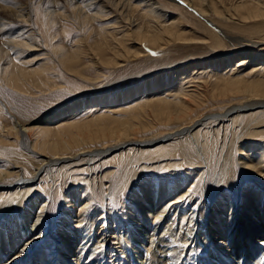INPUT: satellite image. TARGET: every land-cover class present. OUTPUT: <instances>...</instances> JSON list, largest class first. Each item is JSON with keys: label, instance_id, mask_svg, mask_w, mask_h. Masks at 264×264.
Returning a JSON list of instances; mask_svg holds the SVG:
<instances>
[{"label": "bare ground", "instance_id": "6f19581e", "mask_svg": "<svg viewBox=\"0 0 264 264\" xmlns=\"http://www.w3.org/2000/svg\"><path fill=\"white\" fill-rule=\"evenodd\" d=\"M170 1L188 7L205 20L212 34L211 41L216 47H222L224 43L221 35L229 38L221 31L216 32L219 30L216 25L218 21L243 34L253 31L258 35L254 37L257 40L251 39L253 36L250 39L236 36L231 39L241 49L249 50L245 53L246 56L254 57L251 68L256 70L249 71L246 76L229 74L233 58L228 56L219 54L200 62L210 72H219L214 80L219 90L216 88L210 92L212 98L242 96L247 99L244 101L246 105H234L224 109V112L218 111L200 119L199 114L204 108L202 94L208 91V87L207 82L193 81L192 76L189 81H179L181 92L176 95L170 92L172 96L169 100L157 99L162 94L153 95L167 87L164 79H159L160 84H152L146 89L149 92L147 95L156 99H139L137 95L141 94L143 97V92H146L139 87L134 92L132 101L126 102L122 98L121 104L126 105L121 109L112 108L113 101L118 99L113 98V101L105 104L109 105L112 114L100 116L96 118L100 120L94 122L96 126H102L103 133L100 137L107 139V144L92 152L97 154L100 151L99 155L114 153L113 164L123 171L120 172L122 183L115 187L118 194L124 192L122 185L130 184L132 187L136 182L138 192L130 196L133 200L130 206L123 203L124 212L120 216L126 218L118 220V215L115 216L112 210L103 208L101 211L94 208V202L98 200L93 188L84 185L80 194H74L79 188L75 187L74 197L66 203L67 207L63 210L66 215L61 220L63 225L57 231V236L46 230V208L50 203L51 188L48 186V194L44 192L45 196H39L42 191H38L37 185L41 176L45 175V179L54 183L52 192L55 191L53 189H58L54 187L55 177H51L53 170L58 171L59 175L64 174L63 180L70 176L73 184L78 180L83 181L76 176L80 167L75 163L80 156H85L90 151L74 149L83 143L95 142L92 136L85 138L84 133L88 129H95L93 133H96L97 127L90 129L74 123L54 128L44 127L37 132V140L31 139L28 129L18 123L15 129L20 132L24 141L25 165L17 162L0 167V209L3 212V224L0 225V264H191V257L187 256L189 251L199 253L198 264H251L255 259L264 263V215H260L259 210L264 204V129L259 130L264 126V115L261 122H254L255 115H251L253 113L244 115V112L251 110L264 111V36L261 37L263 30L260 31L264 27V0H239V3L237 0H227L230 4L223 12L217 8V4L224 6L226 0ZM160 5L156 0H0V55L3 53L2 55L7 56L6 59L5 56L0 57V72L4 80L14 83L23 80L33 84L36 79L42 84L50 79L46 75L48 71H52L50 64H42L35 69L29 67L46 61L49 54L70 74L82 76L80 68L84 66L82 63L86 54L91 57V62L104 68H119L128 60L144 58L148 52L152 51V54L158 56L176 43L191 42V39H186L188 34L182 30L179 20H172L174 17L171 14L172 18L163 13ZM142 8L145 12L139 14ZM37 14L46 18V26L50 28L64 21H78L80 25L82 22L90 24L92 30L87 36L83 35L70 50L54 45L47 51L39 31L33 27ZM137 14L139 16L135 17ZM168 17L171 22L168 25L162 24ZM102 22H105V27L94 28L95 24ZM24 54H27L28 60L22 58ZM222 66L224 67L220 70ZM229 69L228 75L225 74L228 77L223 78L222 71ZM247 76L257 77V80L249 81ZM173 83L174 80L171 84ZM191 84L193 85L190 86ZM166 91L168 89L163 94ZM113 115H126V118ZM147 115H153L161 123L160 126L177 124V129H166L162 136L155 139L140 138L141 136L132 134L142 125ZM210 119L218 124L219 132L222 128L228 132L231 129V133H225V142L220 151V134L215 136L211 130L203 128L206 127L204 122ZM258 124L262 125L255 126ZM180 136H185L183 142L168 144L176 137L181 138ZM249 139L252 141H248ZM157 144L162 145L156 147ZM191 156L197 158L200 164L190 162L186 167L175 160L181 157L188 161ZM162 159L164 160L161 161ZM164 162L165 165L158 166V170L149 166ZM203 169L212 171L211 178L208 179L211 187L208 189L206 186L205 193L201 194L208 217L207 213H203V217L201 209L196 206V209L185 207L188 199L194 198L192 192L197 189V185L199 187L200 178L205 172ZM128 170L132 171L130 183L125 176L128 175ZM165 170L168 172L165 173ZM157 171L163 172L158 181L156 177L146 176ZM110 174L105 178L108 179ZM247 175L261 184L253 182L260 187L258 190L262 195L259 197L257 190L252 189L255 186H252L249 187V192L241 194L242 199L244 198L242 201L238 197L237 191L242 189L238 184L240 178L245 179ZM104 190L107 191L108 188ZM27 199H32L30 204H25ZM175 212H181V215L179 229L173 230L171 228L175 223L170 221ZM166 233L175 240L174 243H171L173 241L170 238L165 240ZM45 238H48L47 244L38 251ZM177 243H182L183 246L173 247Z\"/></svg>", "mask_w": 264, "mask_h": 264}, {"label": "rangeland", "instance_id": "374dc122", "mask_svg": "<svg viewBox=\"0 0 264 264\" xmlns=\"http://www.w3.org/2000/svg\"><path fill=\"white\" fill-rule=\"evenodd\" d=\"M238 1L239 0H237V3H239ZM156 2H158L159 5L161 4L160 7L162 8L163 13L164 12L167 13L168 14L167 16H169L170 18L174 17L172 18V20H175V21L179 20L180 24L182 25V30L184 29L183 31L187 32L188 34L186 36V39H189V40L191 39L190 40L191 42L187 44L176 43L175 45L170 46L169 49H167L165 52H163L161 55H158V56L155 54H152L153 53L152 51L148 52L146 54L147 56L145 55L144 58H140L137 60L135 59L128 60V62L124 63L122 67H119V68L118 67L104 68V66L100 64L91 62V57L88 54H86L83 59V63H82L84 66L80 68L82 76H76V75L70 74V72L65 70L64 66L60 62H58V60H56L54 57L51 56L52 54H49L50 56L46 57L47 58L46 61L44 60V61L34 63L29 67V69L30 68L35 69L42 64H48V63L50 64L49 67L52 68V71H48L46 73V75L50 77V79L48 80V82L42 83V84L38 82V80L36 79L33 81V84L25 83L23 80L19 81L18 83H14V82H11L10 80H7L6 78H5L6 80H4V76L0 72V150H1L0 151V167L1 165H7V164L9 165L10 163H17V162L21 163V165H25L24 156H23V154H25L24 141L20 135V132L17 131L18 132L17 134L16 129H15L18 123L22 127H25L28 129L29 131L28 135L31 137V139H37L36 138L37 132L40 129H43L44 127L54 128L57 126H64V124L66 123H72V124L74 123L76 126L79 125L80 127H86V128L89 127L90 129H94L97 127L96 133H93L95 129L85 130V133H84L85 138H90L92 136V139L95 142H90L86 144L83 143L81 146L76 147L74 149L76 151L81 150V149H88L91 152V153L89 152L85 156H82V157L80 156L78 160L80 163H78V161L77 163H75V164H78V166L80 167L79 168L80 172L76 174V176H78L79 179L83 181L78 180L76 184H73L70 176L66 177V180H63L64 174H62L61 172L62 175H59L60 173H57L58 171L53 170L52 171L53 173H51V177L52 178L55 177L56 183L54 187H57L58 189H53L55 191L52 192V187L54 183L51 182L52 180L48 178L45 179L46 178L45 175L41 176L42 179H40L37 185L38 191H42L40 192V194L38 193L39 196L40 195L45 196L46 194H48V190H49L48 186L51 188L50 194H49V196L51 195L49 198L50 203L48 205V208H46L48 209L46 230L48 229L47 231L53 232L51 233L53 236L54 235L57 236V231L62 228L61 225L63 224L61 220L63 219L64 215H66L63 213V210L67 207L66 203L69 200H72V198L74 197V194H80L82 192L83 190L82 186L89 185L91 188H93L96 198L99 202V203L94 202L95 209L101 210V211L103 208L112 210L115 216L118 215V218H119L118 220H123V218H126V217L120 216L124 212L123 210L124 207L122 206L123 203H127L130 206L133 201L131 199L132 195L136 191L138 192V187H136L138 185L136 184L137 183L136 181L138 180H136L135 181L136 186L135 184L132 187L129 186L130 184L122 185L121 187L122 189H124V192H122L121 194H118V191H115L116 190L115 187L119 185V183H122L120 180L121 178L120 172L122 170L120 167H116L113 164V160H114L113 154L114 153L109 154V155H99L100 153L99 151L97 155L96 152H92V151H95L94 149L96 148L99 149L103 145L107 144L108 140L107 139L105 140V138L100 137L101 133H103L102 126H96L94 122L99 121L100 119H96V118L100 116H109V114H112V111L109 110L108 108L109 105L106 106L105 104H109L110 101H113V98H118V99L113 101V105H111L112 108L121 109L126 105V104H121L122 98H125L126 102L132 101L134 97L133 94L138 89V87L141 90H144L147 92L146 89L150 87V85L152 84L158 85L160 84V82L158 81L164 79L165 85H167V87L165 89L163 88V91L156 92L153 95L162 94L160 96H157V99H168L169 100L171 99L172 95H176L177 93L181 92L179 88V83L189 81L191 78H193V81L195 80L196 82H200V81L207 82V87H208V91L205 92V94H202L205 98L204 97L202 98L204 100V108H203V111L199 114L200 119L201 118L205 119L208 115L215 113V112L217 113L218 111L222 112L223 110L224 112V109L227 110L231 106H234V105H241V106L246 105L244 101H246L247 99L246 98L244 99V97L242 96H235V97L231 96L229 98H219V99L212 98L210 92L214 91L216 88H217V91L219 90L218 86L216 85L214 81L215 78L218 77L216 75L219 72L217 71L210 72L209 70H207L205 66L204 67L201 66L200 62L205 61L208 58L210 59V58L216 57L219 54L220 56H224V57L228 56L230 58H233V60L230 61L232 65V71H231L232 73L230 72V69H229V71H222L221 76H223V78H226L228 76H225V74L228 75L229 72H230L229 74L230 75L232 74V76H236L238 74L240 75L244 74L246 76L249 71L256 70L255 68H251V66L253 67L254 57L251 58V56H246L245 53H247V51L249 50L241 49L240 46H238L237 43L233 42L231 39L232 37H235V36L241 37L244 39H250L251 36H253L251 39L257 40L255 38L258 35L252 33L253 31H251V33L243 34L242 32H239L238 30L222 25L223 23H221L220 21L217 22V19H214L215 22H217L216 24L217 27L219 28V30L216 31L215 29V31L217 33H220L221 31L230 38L229 39L221 35V38L224 41V43H222V47H218V45L216 47V44H214L211 41L212 34L209 28L207 27L208 23L206 24V21L203 18L196 15L194 11H192L191 9H189L188 7L180 3L171 2L170 0H156ZM229 4L230 2L226 0L224 6L221 4H217V8L223 12L224 8H226L227 10V8L229 7ZM143 11L145 12V9L142 8L140 9L138 13L139 14L144 13ZM139 14L135 15V17H138ZM170 14L172 15V17ZM169 17L168 19H165L162 22V24L168 25L171 22ZM176 17H178L179 19L178 18L176 19ZM34 20L35 22H34L33 27H35L37 31H39L41 35L40 36L41 41L43 42V45L45 47L44 49L47 51L51 48L50 46H54V45L59 46V47L61 46L62 48H66L70 50V48L79 39H81L83 35L87 36L91 32L90 30H92V28L90 27L91 26L90 24H86L82 22V24L83 23L84 24L80 25L78 21H64L50 28V26H46V18L39 17V14H37L34 17ZM103 23L105 22L95 24L94 28H96L97 26H99L98 28H101L102 26L105 27ZM110 24H112V22H110ZM209 27L211 26L209 25ZM233 27L239 28L237 26H233ZM262 30L263 32L261 34V37L264 36V27L260 31ZM53 36H55V38ZM90 41L92 43V39H90ZM38 45L43 47L40 43ZM41 47L40 49H42ZM42 53L44 54L45 51ZM2 54L0 55V57L5 56V59H6L7 56L2 55ZM32 54L33 53H31V55ZM26 55L27 54H24L22 58L25 60H28L29 58ZM251 62H252V65H251ZM223 67L224 66L220 67V70H222ZM183 68L185 69L183 70ZM184 76L185 78H182ZM190 76L192 77L190 78ZM247 79L249 81H252L253 79L257 80V77L251 78L247 76ZM173 80L175 81V83L171 84ZM193 84H191L190 86H192ZM166 89H168V91H166L167 93L163 94L164 90ZM185 90L189 91L188 89H185ZM146 92H143L144 93L143 97L141 94L138 93L139 94L137 95L139 96L138 98L139 99L141 98L156 99L154 97H149L148 96L149 92L147 93ZM170 92L172 93V95ZM131 103H135V102H131ZM207 108L209 109L207 110ZM263 112L264 111H262L261 109H257V110H251L249 112H244V115L253 113L251 115H255L253 118L254 122H261L262 115H264ZM113 116L117 118H122V119L126 118V115H113ZM145 118L146 119L142 121L143 126L139 125L137 130L133 131L132 134L141 136L140 138L149 137V138L155 139V138H158L159 136H162L163 135L162 132L165 131L166 129H170V130L177 129L176 127L177 124H174V123H169V125L167 126L165 125L160 126L161 123H158L157 120L154 119L153 115H147ZM213 122L214 120L212 119L206 120V122H204V125L206 124V127H203V128L206 131L211 130V132H213L215 136L218 133L220 134V139L218 141V147H219L218 151H220L223 148V143L225 142V137H224L225 133H231V129H229V132H228L222 128L221 131L219 132L218 124L213 123ZM261 125L262 124H258L255 126L260 127ZM262 129H264V126L261 127L259 130H262ZM234 131L236 130L234 129ZM94 134L95 136H97L98 139L95 138ZM38 136L40 138V132L38 133ZM180 137L181 138L176 137L177 139L169 142L168 144H172L176 142H183L185 140V138L183 137L185 136H180ZM248 141H252V140L249 139ZM160 145L162 144H157L155 146L159 147ZM154 148H151V150H153ZM193 152L195 151L193 150ZM163 160L164 159H162L161 161ZM175 160L177 161L178 164H181V166H186V167L189 166L190 162H191L190 164L192 163L200 164L199 163L200 161H198V159L193 156H191L188 161L182 160L181 157H177ZM172 162H174V160ZM165 163L166 162L161 163V165L160 164L158 165V163H156V164H151L149 166H152L153 169L158 170L157 167L164 166ZM218 164L220 163L218 162ZM136 171H137V167H136ZM206 171L207 170L203 169V172L205 174L203 173L202 178H200L201 181L199 183V187L197 185L196 187L197 189L193 190L192 192V195L194 196V198L190 197L185 205V207L187 208L196 209L197 207V209H201L200 213L202 214L203 217L206 215V213L208 217L209 213L204 209V198L201 197V194L205 193L207 189V188L205 189L206 186L208 187V189H210L211 184L208 181V179L211 178V175H212V171H207V173ZM131 172L132 171L129 172L128 170L127 173L129 176L125 174L126 181L128 179V183L131 182V178L129 179L130 175L132 176ZM164 172L166 173L168 171L165 170ZM162 173L163 172L157 171L155 174L151 173L150 176L149 175H146V176L148 178L156 177V180L158 181L160 180L159 178L163 175ZM108 174H110L111 176H109L107 179L105 178V176H107ZM248 176L249 175H247L245 179L243 177L240 178L241 180H239L238 186L241 187L242 189L237 191L239 195L237 196L242 199L243 193L250 190L252 186H255L252 189L257 190V193L260 197L262 193L260 190H258V188L260 187L257 185L260 183L254 182L252 177L251 176L248 177ZM138 182H141V181H138ZM253 182L257 184H254ZM75 187L76 188L79 187V188L76 191L77 193L73 194L74 192L73 189ZM121 187H118V189ZM107 188L108 190L105 191L104 189H107ZM202 190L204 192H202ZM118 196H120L121 200L118 198ZM31 201L32 199H27L25 201V204H30ZM242 201H244V198L242 199ZM1 202L2 201L0 200V205H1ZM129 206H127V210L130 209ZM259 210H261L260 215H264V204H262L259 207ZM203 213L205 215H203ZM2 214H3L2 209H0V225L1 226L3 224ZM179 215H181V212L173 213V219L172 221H170V223H173V224L175 223L173 227L171 228L173 230L179 229V220H180ZM120 223L121 222H119V224ZM111 225H113L112 222H111ZM125 229H127V227H125ZM169 238H170V235L166 233L165 240L167 241L169 240ZM47 239L48 238L42 239L41 241L42 243L37 249L38 251L40 250V248L45 246V244H47ZM170 240L173 241L171 243L175 242V240H173L172 238H170ZM182 246H183L182 243H177V245L176 244L173 245V247L175 248L182 247ZM193 249H197V248H192V250ZM144 251L148 252V249L144 248ZM182 251L183 250H181V252ZM51 254H53V252ZM262 254H263V259H264V252ZM148 256H151V255L149 254ZM187 256L191 257V261H190L191 264H198L197 261L199 258V253L197 251H189L187 253ZM251 264H264V263L255 259L253 262H251Z\"/></svg>", "mask_w": 264, "mask_h": 264}]
</instances>
